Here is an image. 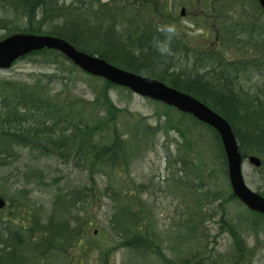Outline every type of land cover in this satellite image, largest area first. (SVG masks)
Masks as SVG:
<instances>
[{
    "label": "rangeland",
    "instance_id": "1",
    "mask_svg": "<svg viewBox=\"0 0 264 264\" xmlns=\"http://www.w3.org/2000/svg\"><path fill=\"white\" fill-rule=\"evenodd\" d=\"M163 3L164 13L178 18L179 27L188 37L208 46L206 29L193 23L197 9L194 0H163ZM180 5L186 9L187 16L183 19L179 17ZM37 61L36 57L17 60L9 69L0 70V78L27 86L38 85L61 102H84L87 110H79L82 120L96 123L99 130L106 121L116 118L117 112L121 118L117 129L123 138L136 136L130 139L129 146L133 147L128 150L126 163L111 170L100 158L95 163L86 156L85 149L73 137L72 127L53 116L54 110L49 111L52 114L28 113L21 131L32 146L10 144L0 152V197L6 202L0 209L1 264H8L6 251L15 244L7 232L13 236L17 229L9 215L13 213L10 206L18 202L42 222L52 217L53 221L89 224L84 243L96 250L85 257L86 264H165L194 253L207 256L210 262L214 258L219 260L232 251L233 243L232 235L218 227L220 222L224 227L229 225L236 238L244 242L251 255L248 264H264V219L233 196L226 161L209 147L210 131L204 128L202 133L197 132L205 146L186 152L179 126L170 129L178 119L182 127L194 132L189 115L120 87L109 88L105 80L79 69L71 71L60 59L54 60L56 64ZM165 114L171 128L164 125ZM36 121L42 125L38 126ZM114 125L116 130V120ZM242 175L250 190L264 192V171L245 161ZM123 189L135 201L127 205L130 214L126 227L117 217L123 200L116 201V195ZM135 222H139L137 227L146 229L141 231L147 233L151 247L140 258L122 246L123 232ZM57 261L49 255L40 264H59ZM69 262L68 258L66 263Z\"/></svg>",
    "mask_w": 264,
    "mask_h": 264
},
{
    "label": "trees",
    "instance_id": "2",
    "mask_svg": "<svg viewBox=\"0 0 264 264\" xmlns=\"http://www.w3.org/2000/svg\"><path fill=\"white\" fill-rule=\"evenodd\" d=\"M194 1L197 9L193 23L206 29L208 46L188 37L187 32L179 27L178 18L170 12L164 13V3L150 0H120L118 7L116 0H71L69 3L65 0H0V40L14 34L60 38L78 51L192 96L229 123L243 158L257 156L261 160L257 170L262 172L264 14L257 0ZM33 57L38 58L37 62L47 61L48 64H56L54 60L60 59L71 71L78 70L53 50L33 52L21 59L32 60ZM240 78L245 79L241 82ZM105 84L109 88L115 87L107 81ZM57 99L38 85L27 86L0 78V152L10 144L22 148L32 146L21 131L25 116L31 111L54 110L55 114L49 113L72 127L73 137L85 149L86 156L94 159L95 163L100 158L109 164L111 170L115 166L121 168L126 163L128 150L133 147L129 146L130 139L136 135L123 138L121 130L117 129L121 119L119 113L116 112V118L106 121L99 130L96 123L82 120L79 110H87L84 102H61ZM163 119L164 125L171 128L166 114ZM191 121L193 127L190 128L194 132L182 127L178 119L174 121L175 127L170 129L175 130L179 126L184 151L193 152L204 145L198 136L201 134L197 132L202 133L205 128L212 133L211 152H217L218 157L224 160L221 143L213 129L193 118ZM36 124L41 126L42 122L36 121ZM101 160L99 164H102ZM257 193L264 197V192ZM133 199L125 189L116 195V201L123 200L117 217L125 227L130 214L127 205L134 204ZM10 208L13 213L9 220L17 229L13 236L7 232L15 243L6 251L8 264H37L38 261L40 264L49 255L55 257L59 264H86L85 257L96 250L84 243L89 224L53 221L52 217L42 222L40 217L24 210L21 202ZM256 216L264 219V215ZM137 223H130L129 230L127 228L123 232L122 246L140 258L151 247L147 233L142 232L146 229L137 227ZM219 226L232 235V251L219 260L214 258L212 262L207 256L194 253L165 264H248L251 255L244 242L236 238L229 225L224 227L220 222ZM135 241L138 245L132 246ZM2 256L0 251V264ZM68 258L70 262L66 263Z\"/></svg>",
    "mask_w": 264,
    "mask_h": 264
},
{
    "label": "water",
    "instance_id": "3",
    "mask_svg": "<svg viewBox=\"0 0 264 264\" xmlns=\"http://www.w3.org/2000/svg\"><path fill=\"white\" fill-rule=\"evenodd\" d=\"M264 13V0H257ZM183 15V10H181ZM43 49L54 50L90 76L103 78L109 83L129 89L133 94L174 107L179 112L191 115L201 123L213 128L223 148L227 176L233 195L249 210L264 215V197L250 190L242 176L243 157L229 123L216 112L190 95L184 94L155 79L136 75L115 67L105 60L75 49L67 41L33 34H14L0 40V70H7L21 57ZM248 163L261 166L256 156H248ZM5 202L0 197V209Z\"/></svg>",
    "mask_w": 264,
    "mask_h": 264
},
{
    "label": "flooded vegetation",
    "instance_id": "4",
    "mask_svg": "<svg viewBox=\"0 0 264 264\" xmlns=\"http://www.w3.org/2000/svg\"><path fill=\"white\" fill-rule=\"evenodd\" d=\"M120 1V0H119ZM130 1H133V0H130ZM150 1H154L155 3L156 2H161L162 4H163V0H160V1H158V0H150ZM147 2H148V0H147ZM119 6V4H118V0H116V7H118ZM180 7H182L183 8V6L182 5H180L179 6V8ZM181 9V8H180ZM187 16V14L185 13V16L183 17V18H185Z\"/></svg>",
    "mask_w": 264,
    "mask_h": 264
}]
</instances>
